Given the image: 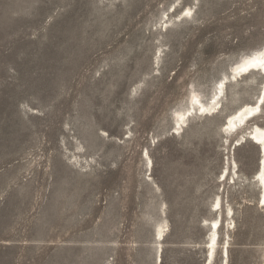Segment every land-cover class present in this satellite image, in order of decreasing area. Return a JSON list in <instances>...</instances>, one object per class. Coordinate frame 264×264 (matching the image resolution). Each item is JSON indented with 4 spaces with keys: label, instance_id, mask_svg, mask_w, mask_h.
I'll use <instances>...</instances> for the list:
<instances>
[{
    "label": "rangeland",
    "instance_id": "374dc122",
    "mask_svg": "<svg viewBox=\"0 0 264 264\" xmlns=\"http://www.w3.org/2000/svg\"><path fill=\"white\" fill-rule=\"evenodd\" d=\"M263 48L264 0H0V264H205L215 220L210 264H264V105L224 128Z\"/></svg>",
    "mask_w": 264,
    "mask_h": 264
},
{
    "label": "bare ground",
    "instance_id": "6f19581e",
    "mask_svg": "<svg viewBox=\"0 0 264 264\" xmlns=\"http://www.w3.org/2000/svg\"><path fill=\"white\" fill-rule=\"evenodd\" d=\"M189 12V11H187ZM257 72L264 76V48L255 51L250 55L243 57L236 65L231 68V80L237 81L251 73ZM230 80V79H229ZM225 81L219 83L217 88V92L215 93L214 97L211 99L212 101L208 104L204 105L200 103L198 100L197 95H193L190 99L191 103L196 106V108L192 107L184 114H176L177 126H179V130L182 129L183 125L186 122V119L189 118L192 113L196 111V115H210L215 113L218 109L219 105V97L223 93V88ZM264 105V85L261 89V93L257 99V102L254 106L244 105L234 114L227 118V122L224 125L226 132L236 133L240 132L245 129L248 124L253 121L254 119L258 118L261 114V107ZM189 114H191L189 116ZM247 138L251 140L256 146H258L259 153H260V163H259V170L256 175L257 183L260 188V197L258 204L262 205L264 208V128L259 126H254L248 132H246ZM241 139H244L243 137ZM150 165V164H149ZM214 207L219 208V203L217 202L214 204ZM218 221L215 220L210 225V240L208 242V249H207V258L205 264H210V261L213 258L215 253V248L218 245L217 236H218ZM162 231H157L156 236L159 239H162ZM227 259V249H224L222 252ZM159 259V256H158ZM207 261L209 263H207Z\"/></svg>",
    "mask_w": 264,
    "mask_h": 264
}]
</instances>
